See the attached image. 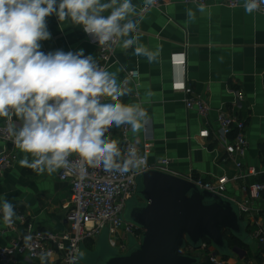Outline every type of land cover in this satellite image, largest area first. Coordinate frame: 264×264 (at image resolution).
Here are the masks:
<instances>
[{
  "label": "crops",
  "instance_id": "1",
  "mask_svg": "<svg viewBox=\"0 0 264 264\" xmlns=\"http://www.w3.org/2000/svg\"><path fill=\"white\" fill-rule=\"evenodd\" d=\"M163 6L142 13L143 0H132L137 11L143 15L140 24L141 40L150 50H160L156 62L149 63L144 56L134 55V50L117 46L115 57L108 71L116 72L118 80L128 78V73L139 72V79L128 86L132 93L120 98L123 103H140L149 119L138 133L128 128V138L137 146L148 136L153 141L149 156L151 164L171 160L173 174L187 178L191 175L204 178L227 176L230 180L226 195L237 202L249 201L251 217L249 233L252 245L238 247L234 256L225 258L228 264H264V249H260L253 237L260 226L264 228V196L252 200L245 191L248 185L262 182L264 178V13L251 14L244 10V0L235 9L221 5L219 0H210L201 13L198 5H187L181 0H162ZM186 9L195 11L194 21H188ZM51 38L41 41L45 54L56 50L92 55L100 64L98 47L89 42V35L82 26L70 20L61 22L53 14L46 17ZM187 56V82L197 96L210 106L207 117L187 110L183 91L181 68L173 67L172 61ZM123 66V71L118 69ZM234 114L246 124L249 142L243 167L224 160L218 145L220 125L218 113ZM3 117H0V122ZM16 127L20 121L16 118ZM125 125L117 127L114 135L121 152L124 144L120 134ZM147 128V130H146ZM209 130L207 138L200 133ZM8 145L0 141V155ZM17 160L0 178V203L5 199L15 206L13 229L4 223L0 211V244L8 245L25 238V226L19 220L24 215L37 230L53 234L69 231L66 211L70 185L60 180L61 169L55 173L38 174L29 168H21L19 160L24 153L16 150ZM31 160L32 157L29 156ZM255 174V175H253ZM237 178V179H236ZM94 243L83 244L93 250ZM235 247V246H233ZM16 264H40L21 258ZM202 264H210L203 257Z\"/></svg>",
  "mask_w": 264,
  "mask_h": 264
},
{
  "label": "clouds",
  "instance_id": "2",
  "mask_svg": "<svg viewBox=\"0 0 264 264\" xmlns=\"http://www.w3.org/2000/svg\"><path fill=\"white\" fill-rule=\"evenodd\" d=\"M155 0H143L144 8ZM264 0H244L246 13L258 11ZM197 10L203 13L205 5ZM55 14L70 20L98 44L121 42L124 50L156 62L160 50H150L140 42L143 15L132 0H0V117L14 113L19 127H10L14 144L24 153L21 168L38 174L55 173L79 163L105 170H129L131 159L123 160L119 141L106 135L113 125H129L138 133L149 119L140 103H123L132 93L127 77L101 67L84 50L75 53L56 50L45 54L41 41L51 38L46 17ZM188 21L196 13L186 9ZM121 66L118 71H123ZM29 156L32 159H29ZM5 224L16 216L15 206L0 203ZM31 237H25V245ZM85 253L80 252L79 258ZM40 264H55L52 251L39 253Z\"/></svg>",
  "mask_w": 264,
  "mask_h": 264
},
{
  "label": "built area",
  "instance_id": "3",
  "mask_svg": "<svg viewBox=\"0 0 264 264\" xmlns=\"http://www.w3.org/2000/svg\"><path fill=\"white\" fill-rule=\"evenodd\" d=\"M181 1L187 5L204 4L207 6L210 0ZM219 2L221 5L235 9L241 5L242 0H219ZM162 6V0H155L152 6L143 8L142 13L145 14L151 9H158ZM258 12L264 13V4L260 5ZM89 42L98 47L101 62L99 65L108 70L120 42L100 46L90 35ZM171 65L182 70L183 91L186 95L185 105L187 110L196 111L200 116L207 117L210 113L209 104L200 96H197L187 82L186 54L182 60L172 61ZM139 77L138 71L128 73L130 82L136 83ZM217 122L220 125L218 145L223 150L224 160L234 162L237 168H242L243 160L249 148L245 122L234 114H228L224 111L218 113ZM16 124L14 113H10L8 117H3L0 122V141L9 146L7 151L0 155V178L8 169L12 168L17 160L16 150L18 148L14 144V137L10 132V127L16 126ZM209 135V130H204L199 136L200 138H207ZM120 138L124 144L122 159H131L132 161L129 170L123 171L121 168L109 171L105 170L102 165L91 167L86 163H79L78 157L75 155L69 157L70 166L61 168L59 175L61 181L70 185L69 202L63 206L66 211L69 231L57 235L37 230L33 224L27 221L26 216L20 215L19 220L25 226V237H31V239L27 245H25L24 237L14 240L8 245L0 244V264H16L21 258L40 261L39 253L41 251L54 252L57 257L55 264H84L79 258L81 246L85 243L96 242L105 229L109 230V244L118 249L120 254L128 252L127 241L130 236L137 242L141 241L144 230L123 219L126 202L136 194L137 178L140 174L153 169L173 174L170 167L171 160L164 158L157 164H151L149 156L153 151L152 139L146 136L142 144L137 146L129 140L126 125L121 131ZM186 179L203 189L222 195H226L227 185L230 182L227 176L204 178L191 175ZM245 191L249 193L252 200H259L264 196V182H255L248 185ZM237 203L241 216L244 220H248L247 217H251L249 201ZM7 226L13 229V223L11 225L7 224ZM253 237L258 242L260 249L263 250L264 228L260 226L254 232ZM184 253L206 257L210 264H228L227 260L217 254L213 245L208 241L203 243L200 250L188 247Z\"/></svg>",
  "mask_w": 264,
  "mask_h": 264
},
{
  "label": "water",
  "instance_id": "4",
  "mask_svg": "<svg viewBox=\"0 0 264 264\" xmlns=\"http://www.w3.org/2000/svg\"><path fill=\"white\" fill-rule=\"evenodd\" d=\"M133 198L123 219L144 230L141 241L120 254L105 248L109 235L105 229L93 252L81 246L84 264H202L201 255L184 251L200 250L208 241L217 254L228 258L239 251L229 238L245 246L253 243L249 223L235 200L186 178L157 169L146 171L137 178Z\"/></svg>",
  "mask_w": 264,
  "mask_h": 264
},
{
  "label": "rangeland",
  "instance_id": "5",
  "mask_svg": "<svg viewBox=\"0 0 264 264\" xmlns=\"http://www.w3.org/2000/svg\"><path fill=\"white\" fill-rule=\"evenodd\" d=\"M134 197V196H133ZM132 197V198H133ZM131 198V199H132ZM128 200L127 202H126V210H127V208L130 206V204L134 201V198L132 199V200ZM108 234H107V242L106 243H104V245H105V248L106 249H108V250H110V249H115L117 252H119V250L118 249H116V248H113L110 244H109V241H108ZM99 239V238H98ZM136 240L133 238V237H129L128 238V241H127V244H128V246H130L133 242H135ZM89 251H91V252H93V250H95V249H93V250H90V249H88Z\"/></svg>",
  "mask_w": 264,
  "mask_h": 264
},
{
  "label": "trees",
  "instance_id": "6",
  "mask_svg": "<svg viewBox=\"0 0 264 264\" xmlns=\"http://www.w3.org/2000/svg\"><path fill=\"white\" fill-rule=\"evenodd\" d=\"M117 127L115 125H113L111 128H109L108 132H107V135H114L116 132H115V129ZM264 182V178H263V181ZM229 241L231 243V246H235V247H242L243 245L238 242L237 240L233 239V238H229Z\"/></svg>",
  "mask_w": 264,
  "mask_h": 264
}]
</instances>
